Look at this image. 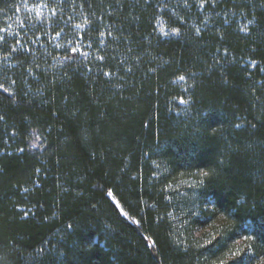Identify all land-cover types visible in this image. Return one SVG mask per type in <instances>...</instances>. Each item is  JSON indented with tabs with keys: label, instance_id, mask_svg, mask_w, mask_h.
<instances>
[{
	"label": "trees",
	"instance_id": "16d2710c",
	"mask_svg": "<svg viewBox=\"0 0 264 264\" xmlns=\"http://www.w3.org/2000/svg\"><path fill=\"white\" fill-rule=\"evenodd\" d=\"M0 264H264V0H0Z\"/></svg>",
	"mask_w": 264,
	"mask_h": 264
}]
</instances>
